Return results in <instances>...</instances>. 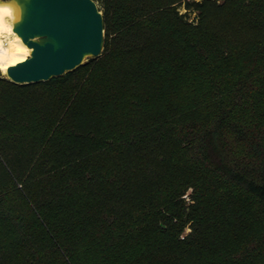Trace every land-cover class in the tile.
Returning a JSON list of instances; mask_svg holds the SVG:
<instances>
[{
    "label": "trees",
    "instance_id": "trees-1",
    "mask_svg": "<svg viewBox=\"0 0 264 264\" xmlns=\"http://www.w3.org/2000/svg\"><path fill=\"white\" fill-rule=\"evenodd\" d=\"M94 1L100 56L0 74V264H264V0Z\"/></svg>",
    "mask_w": 264,
    "mask_h": 264
},
{
    "label": "water",
    "instance_id": "water-1",
    "mask_svg": "<svg viewBox=\"0 0 264 264\" xmlns=\"http://www.w3.org/2000/svg\"><path fill=\"white\" fill-rule=\"evenodd\" d=\"M0 5L12 9V30L30 49L3 74L13 83L48 81L102 53L103 16L94 0H0Z\"/></svg>",
    "mask_w": 264,
    "mask_h": 264
},
{
    "label": "bare ground",
    "instance_id": "bare-ground-1",
    "mask_svg": "<svg viewBox=\"0 0 264 264\" xmlns=\"http://www.w3.org/2000/svg\"><path fill=\"white\" fill-rule=\"evenodd\" d=\"M13 13L6 5H0V70L6 72L9 66L23 61L30 49L12 30Z\"/></svg>",
    "mask_w": 264,
    "mask_h": 264
},
{
    "label": "rangeland",
    "instance_id": "rangeland-1",
    "mask_svg": "<svg viewBox=\"0 0 264 264\" xmlns=\"http://www.w3.org/2000/svg\"><path fill=\"white\" fill-rule=\"evenodd\" d=\"M97 3V2H96ZM98 5H100L99 3H98ZM87 61V60H86ZM5 72H2L1 70H0V74L1 75H3Z\"/></svg>",
    "mask_w": 264,
    "mask_h": 264
}]
</instances>
